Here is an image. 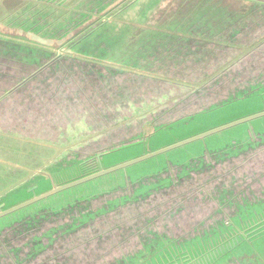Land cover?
Instances as JSON below:
<instances>
[{
    "label": "rangeland",
    "instance_id": "1",
    "mask_svg": "<svg viewBox=\"0 0 264 264\" xmlns=\"http://www.w3.org/2000/svg\"><path fill=\"white\" fill-rule=\"evenodd\" d=\"M136 1L140 0L131 2L123 12L125 18H140L136 15ZM187 1L163 0L159 6L162 8L161 12L154 17L169 18L178 6ZM222 4H226L232 12H241L250 7V3L244 0H224ZM263 11L253 10L248 15V23L241 32L245 44L248 43L249 34L254 37V34L264 32ZM94 17L90 24L99 20V17ZM88 24L89 22L83 28L75 29L74 33H80ZM194 45L196 44L184 49L185 55H181L184 57L166 58L164 61L168 67L162 64L163 61L153 62L150 71L167 72L163 75L170 77V67L176 68L179 60H182L181 65L194 60L196 63L190 62V68L185 69L184 74L179 77L185 79L199 76L213 71L217 66V59L223 60L234 52L231 47L213 43H205L200 48ZM169 50L171 54H175L179 49L172 47ZM50 52L56 57L66 54L58 47L50 49ZM75 56L101 66L108 64L104 59L86 58L78 54H74ZM247 60L241 76L235 82L227 81L216 86L208 95L192 97L185 102L181 101L190 98L191 93L184 97L187 90L183 89V93L179 94L182 89L168 81L159 79L156 82L153 77L135 81L129 76H118L113 81L101 82L99 77L89 73V68L83 63L66 69L70 72L67 80L63 79L66 74L61 69L41 72L38 77L14 90H11L13 84L9 82L6 85V79H3L0 81V134L23 138L22 140H37L33 142L50 146L54 151L51 158L62 157L68 153L66 147L70 146L69 156L77 154L79 159H86L106 151L105 149L134 142L132 135L138 137L139 134H144L146 137L153 128L164 122L157 123L150 119V112H141L145 105H153L154 102L156 109L161 108L158 111V115H162L160 120L171 117L166 124L173 123L157 129L145 145L137 144L122 151L120 155L106 157L102 164L104 167L109 166L142 154L146 148L153 151L262 110L263 102L252 94L245 99L199 113L208 105L226 100L252 74L257 76L264 72V41L252 58ZM177 68L181 71L183 67ZM17 69L14 66L10 71L16 75ZM138 74L148 75L144 70ZM2 75L10 77L9 73ZM9 90L10 94L6 96V91ZM161 94L169 95V99L162 103L154 101V97ZM174 99L178 101L174 103ZM127 102L133 103L137 116L130 120H117V109L123 113L131 111L127 108ZM141 114L147 117L143 124L138 121ZM192 115L194 116L188 120L177 121ZM102 122L106 125L104 129L97 126ZM91 126L93 131L87 129ZM87 135L90 137H85ZM214 152L221 159L212 158ZM201 154L207 159L206 163L198 171L191 172L180 186L156 191L157 198L150 204L142 199H121L110 204L107 213L90 218L95 229L85 232L86 234L80 233L71 243L54 245L43 257L38 256L33 264H88L94 256L97 261V257L101 255L100 249L103 248L110 254L105 264H149L148 260L154 256L156 258L158 254L148 253L145 260L139 262L142 252L145 255L150 250L149 245H144L148 240L146 238L156 243L152 250H166L168 247H164L154 235L184 242L198 236L208 238L210 234L239 238V241L211 264H264V117L256 119L249 126L239 124L188 144L170 152L166 158L171 163H186ZM157 159L160 160L161 157ZM164 163L165 159L150 165L162 167ZM29 168V177L39 174L37 167ZM145 168L146 166L137 170ZM78 196L81 193H77ZM103 201L104 199L93 200L90 204L93 211ZM104 219L108 222L104 223ZM90 222L79 223L78 228H87ZM103 231H108L107 236L104 234L101 238L98 237ZM65 245L73 249L65 252V248H68ZM78 249H91L94 256L88 250V253H78L75 258L74 254L65 260V255L71 256ZM59 253L62 256H58Z\"/></svg>",
    "mask_w": 264,
    "mask_h": 264
},
{
    "label": "flooded vegetation",
    "instance_id": "2",
    "mask_svg": "<svg viewBox=\"0 0 264 264\" xmlns=\"http://www.w3.org/2000/svg\"><path fill=\"white\" fill-rule=\"evenodd\" d=\"M114 1L115 0H100L94 3V5L90 9V13L87 16H85L82 20H77L78 22H74L67 29L66 33L62 34L63 37H65L68 34L72 33L81 23H84L89 19L92 20L93 18H95L94 16H97L96 18L99 17L98 21H95L92 24L90 23L93 20L90 21L89 24L83 30H81L80 33H73L64 44L58 47L61 51H64V53H66L63 56L56 57L52 52H50V49L53 50V47H46V49L49 50L48 56H39V62L32 63L30 61H27L29 63H21L16 59V57L13 56L17 53L13 48L8 47L6 49L2 44H0V81L6 79L4 81L5 84L7 85V83L9 82L12 83L13 86L11 90H14L23 86L30 79L38 77L41 72H49L52 69L63 70V74H66L63 76V79L67 80L69 79L70 72L66 69L72 68L73 65L78 66L83 63L85 67L89 68V73H91L95 77H99L101 82L113 81V79L118 76H129L132 77L135 81L139 79L145 80L144 78L149 77H153V79H156V82L159 79L163 80V82L168 81L173 85H178V87L182 89L179 94L183 93V89L187 90V92L183 94L184 97L191 93L190 98L181 101L185 102L190 100L192 97L201 98L203 96H206L209 93L213 92L212 90H214L216 86L221 85L227 81L232 83L235 82L241 76L242 69L245 63L248 62L247 59L252 58L253 53L257 52L260 44L264 41V32L254 34V37L249 34L247 36V44H245L244 40H242L241 38L242 29L244 28V25L248 23V15H251V11L257 9H261L263 11L264 9V5L257 4L253 6L251 4V2L259 0H244L250 3V7L247 10L241 12H231L233 14V22L227 24L226 27H221V22H217V24L215 23L213 28L214 35H210L208 30H198L193 27H188L190 29L188 31L192 32V34H189L187 32L184 33V31H179L178 25H180V23L185 20L183 14L188 17L186 13H183V11L181 10L183 8V5L178 6L177 10L173 11L168 16L169 18H155V14L159 13L158 11L160 10L159 6L161 4V1L159 0H145L144 5L136 6V11L138 12L136 15L140 17L138 18V20L125 18L123 15L125 9H127L130 3L134 0H123L122 2H119L118 5L113 6L110 9L108 8L106 12L100 15L99 12L104 10L107 5L111 4ZM208 1H210L212 4L219 3L221 5V2L224 0ZM200 2L203 3L201 4L203 8H206V6L208 5L205 0H201ZM262 2H264V0H262ZM149 3L153 5H149ZM183 4L185 8L189 10L190 0ZM148 21H150L151 23H147ZM175 22L177 23L175 24ZM107 26H109V28H106ZM197 35L200 36L197 37ZM250 38L253 39L249 41ZM205 43H213L217 46L222 47L228 46L231 47L234 52H232L230 56L223 58V60L217 59V66L213 71L205 74L202 73L199 76L191 75L192 77L189 76V78L185 79L179 77L184 74L185 69L190 68L191 63H196V61L194 60H189L188 63L184 65H181L182 60H179L178 66H182V70L179 71L177 65L176 68L171 66L170 68L172 69V71H168L170 77L163 75L167 72L150 71L153 67V62L157 60L163 61L162 64H164L165 67H168L169 65L164 61L166 58L184 57L181 55H185L183 54L185 48H189L191 44H196L194 46L200 48L201 46L205 45ZM134 47L135 50L132 49ZM172 47L179 50L175 52V54H171L169 49ZM128 51L130 52V55H132V60L135 59V63L138 65V67L144 70V72L148 73L147 76L144 74H140L141 76H138L139 71H136L134 69L123 68V70L121 71L118 70L120 69V65L111 62L110 60H112V57H107L106 60H108V64L113 67L101 66L92 61L79 59V57L77 58L76 56L74 57V54H76L77 52L82 54L83 57L88 56L86 58L103 59L108 54L114 56L118 53H126ZM167 52L168 54L165 55V53ZM26 54H28L27 51L22 50L18 57L25 56ZM14 66L18 67L16 75L10 71V68ZM4 73H9L10 77H4L2 75ZM254 77H259L260 80H264V72L258 73L257 76H254V74H252L243 83ZM209 89H211V91H208ZM11 90L6 91V96H9ZM165 99H169V95L161 94L160 96L154 97V101L159 103H162ZM177 101V99L173 100L174 103H176ZM152 103L153 105H145L141 112L145 111L146 114L150 112V119L156 121L157 123H161V121H164L163 123H166V121L171 120V117H169L167 120H160L162 115H158V111L161 108L156 109V107L154 106V102ZM208 104L209 103H207V105ZM126 105L128 106V110L131 111H125V114L121 112L120 109H117L119 115L116 118L117 120H130L131 118L137 116L135 114L137 113V109L135 108L133 103L127 102ZM144 117V114H141V116L138 117V121L140 124H143L147 121V117ZM97 126H100L102 129L106 127L103 122L100 124L98 123ZM87 129L92 131L94 130L92 126L89 128L87 127ZM0 136L2 135L0 134ZM85 137L90 136L87 135ZM75 138H77V140L79 139L78 137ZM22 139L23 138H21L20 140ZM33 141L37 140H32V142ZM40 145L43 144L40 142ZM48 148L51 151L46 153L43 152V155L52 156L54 151L52 150V147L49 146ZM66 149L68 153L71 151L70 146L66 147ZM70 155L71 156L67 155L69 156L68 158L73 156L72 154ZM25 163L27 165H30L32 161H26ZM30 167L33 168L34 166ZM156 198L157 196L150 197L144 200V202L150 204L153 203ZM82 210L91 211L94 209L91 207V205H89L87 208L83 207ZM76 215H78V210H71L64 215H61L59 218H49L47 220H44L39 228L23 227V229L18 228L17 230L5 231L0 236V264H33L34 260L38 256L43 257L54 245L58 246V244L71 243V241L74 238H77L80 233L91 232L93 229H95L93 224L89 221L90 223L87 228H77L74 231L68 232L62 230L55 231L54 235H50L56 237L54 242H52L50 238L42 236H46L49 229L56 228L69 222L71 220V217ZM103 222L107 223L108 220L104 219ZM106 232L108 231L99 233L98 237L101 238L102 235H106ZM33 236H42L41 242L46 245V248H44L42 251H39V253H35L33 256H31V250L35 249L32 245ZM64 247H68L65 248V252L71 251L73 249V247L71 246L65 245ZM88 250L94 256V251H92L91 249H78L74 251V253L72 252L71 256L65 255V260L72 257L74 254L75 258L78 253H88ZM100 251L101 255L97 257V261L94 260V256V258L91 259L88 264L106 263L105 261L110 257L109 252L105 248L100 249ZM58 256H62V253H59Z\"/></svg>",
    "mask_w": 264,
    "mask_h": 264
},
{
    "label": "trees",
    "instance_id": "3",
    "mask_svg": "<svg viewBox=\"0 0 264 264\" xmlns=\"http://www.w3.org/2000/svg\"><path fill=\"white\" fill-rule=\"evenodd\" d=\"M98 1L100 0H94V3ZM200 1L201 0H190L189 10L186 9L184 5L182 6L183 8L181 10L183 11V13H186L188 17L183 14L185 20L182 21L180 25H178L179 31H184V33L187 32L189 34H192V32L188 31L190 30L188 27H193L198 30H208L210 35H214L213 28L215 23L217 24V22H221L220 26L226 27L227 24L233 22L232 13H225L216 8L215 10H219L221 13L217 11V14H214L211 11L212 9L203 8L201 6V4L203 3ZM251 4L253 6L257 4L264 5V2H262V0H259L253 1L251 2ZM149 5L153 4L149 3ZM92 6H89L87 11L84 10L82 17L80 18L75 19L73 17L71 21H69L70 18H68V20L64 24V28L57 29L56 32H53V35H55V37L58 39L62 38V34L66 33L67 29L74 22H78L77 20H82L90 13V9ZM106 28H109V26H107ZM199 36L200 35H197V37ZM0 44H2L6 49L8 47L13 48L17 52L13 56L16 57V59L21 63H29L27 61L37 63L39 62V56H48L49 53V50L45 47L31 44L29 42H17L10 38L0 37ZM132 49L135 50V47ZM22 50H26L28 54L18 57ZM76 54L79 55L80 53L76 52ZM80 55L83 56L82 54ZM107 57H112V60L110 61L120 65V69H118L120 71L123 70V68H126L142 72V69L135 63V59L132 60V55H130L129 51L126 53L121 52L114 56L108 54L103 59L106 60ZM106 61L108 62V60ZM102 66L110 65L103 64ZM138 76L141 75L139 74ZM243 84L244 85L242 87H240L228 97V100L262 88L264 86V80H260L259 77H254ZM211 106L213 105H208L204 110L211 108ZM161 125H166V123L158 124L157 126ZM1 135L0 204H4L5 206H9L13 201L18 199L19 197L17 196L22 193V191L24 193L27 189H30L33 186H39V183H41V181L45 178V176L41 173H47L55 179H66L72 176L75 171L87 168V164L85 162H82L83 160L79 159L77 154H72L73 156L68 158V153H65L62 157L55 159L51 158L52 156L43 155V152L46 153L51 151L48 147L32 141H23L17 138H11V136H6L3 134ZM133 136V140H135L137 137L136 135ZM111 149L113 148L105 150ZM211 157L221 159L219 154H212ZM224 157L225 155L223 156V158ZM206 160L207 159L200 158L197 160H193L192 162H189L187 164L166 163L157 172L141 179H129V181L127 182L124 176H121L115 180L109 181L102 189H100V187L90 188L84 191L81 196L78 197L76 196L64 198L49 205L31 206L17 213V216L14 215L15 217H13V219L12 215L11 217L8 216L0 219V236L7 230H17L18 228L23 229V227L39 228L44 220L59 217L61 215H64L65 213L70 212L71 210H78V215L71 217V220L69 222L56 228L49 229L46 236L42 235L43 237L50 238L51 241L54 242L56 237L50 235H54L55 231H74L78 228L79 223H88L92 216L101 213H107L108 206L110 204L116 203V201H119L121 199H123L124 201H137L142 199L144 201L150 197L156 196V191L162 188L167 189L170 187L175 188L179 186L181 182H183V180L190 175L191 172H196L199 168L203 167L206 163ZM26 161H32V163L30 165H27L25 163ZM30 166L37 167L36 170L37 172H39V174L29 177L31 175V172L29 171ZM106 189H109V192L102 193ZM95 199H104L102 205L100 207H97L98 209H96L95 211L82 210L83 207L87 208ZM211 233L214 232L212 231ZM42 236L32 237V245L35 249L31 250V256H33L35 253H39V251H42L44 248H46V245L41 242ZM154 237L156 240L161 242L164 247L174 248V250L183 249L185 248L184 246H186L190 242L193 244H189L190 246L188 248L194 247L196 248V250H199L202 246L201 243H204V241H206L208 238H213L214 235L210 234L207 236L208 238L198 236L184 242H179V240H172L166 237H159L156 235H154ZM146 239L148 240L144 245H149L150 250H148L145 255L142 252V257L139 262H143L145 260V256L148 253L156 252L157 254H164L162 252L163 250L159 248L156 250H152L153 245H156V243L151 242L150 238Z\"/></svg>",
    "mask_w": 264,
    "mask_h": 264
},
{
    "label": "water",
    "instance_id": "4",
    "mask_svg": "<svg viewBox=\"0 0 264 264\" xmlns=\"http://www.w3.org/2000/svg\"><path fill=\"white\" fill-rule=\"evenodd\" d=\"M120 1L121 0H115L107 5L104 10L99 12L100 15L106 12L108 8L110 9L113 6H116ZM159 1L162 2L163 0ZM205 1L207 2L208 0ZM207 3L208 7L206 6V9H212L211 11L214 14H217V11L219 13H221L220 11L225 13L232 12L225 6L226 4L220 5L219 3ZM92 5H94V0H0V37L10 38L17 42H29L45 48L59 47L64 44L76 30L83 28L87 22H90L91 19L79 25L76 30L65 37L58 39L53 35V32H56L57 29H63L68 18H70L69 21H71L73 17L75 19L82 17L84 10L87 11L89 6ZM216 8L220 9V11H216ZM161 9L162 8H160L158 12H161ZM176 23L177 22H175V24ZM252 94L253 97H257L264 105L263 86L260 89L237 96L234 99L228 100L229 98H227L226 100H222L213 104L211 108L202 110L199 113L208 112L217 107L245 99ZM194 115L182 118V120H188ZM262 117H264V108L258 112L177 141L173 144L153 151L146 148L142 154H138L133 158H126L125 160L112 165L103 166L102 161L106 157L109 158L120 155L122 151L128 148H133L137 144L145 145L157 129L167 127L173 122L166 125L156 126V128H153V131L146 137L144 134H140L135 141L130 144H123L114 147L111 150H106L97 153L94 156L82 159V162L87 164V168L75 171L72 176L66 179H55L47 173H41L45 178L39 183V186H33L32 188L27 189L24 193L22 191V193L17 196L19 198L13 201L9 206L0 204V219L8 216L11 217V215L13 219V217L17 216V213L31 206L49 205L64 198L76 197L77 193L82 194L90 188L100 187V189H102L109 181L115 180L121 176H124L127 182L129 179L137 180L150 176V174L157 172L163 167H153L150 164L164 159V164L171 163L166 158L170 152L193 142L204 140L212 134L239 124L249 126L251 122ZM182 120L178 119L177 121ZM212 154L218 155L217 152ZM160 157V160L157 159ZM200 158H203L202 154L192 157L186 163L173 164H187ZM144 166H146L144 170H137ZM108 192L109 189H106L102 193ZM262 223L264 225V221ZM237 241H239L238 237L227 238L219 234L213 238H208L204 243H201L202 246L199 250H196L194 247L188 248L190 246L189 244H193L190 242L184 246L185 248L183 249L174 250V248H167L162 251L164 254L158 253L156 258L154 256L153 258H150L148 262L149 264H211L218 256L231 248Z\"/></svg>",
    "mask_w": 264,
    "mask_h": 264
},
{
    "label": "crops",
    "instance_id": "5",
    "mask_svg": "<svg viewBox=\"0 0 264 264\" xmlns=\"http://www.w3.org/2000/svg\"><path fill=\"white\" fill-rule=\"evenodd\" d=\"M123 0H121L120 2H122ZM144 1L145 0H141V1H138L136 4H137V6H142V5H144ZM117 5H118V3H117ZM148 6V5H147ZM161 8V7H160ZM147 11H151V10H147ZM147 11H146V13H147ZM148 23V22H147Z\"/></svg>",
    "mask_w": 264,
    "mask_h": 264
}]
</instances>
